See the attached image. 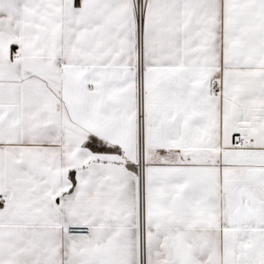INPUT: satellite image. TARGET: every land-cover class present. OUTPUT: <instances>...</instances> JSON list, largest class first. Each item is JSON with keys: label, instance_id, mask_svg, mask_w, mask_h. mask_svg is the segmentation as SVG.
Here are the masks:
<instances>
[{"label": "snow or ice", "instance_id": "snow-or-ice-1", "mask_svg": "<svg viewBox=\"0 0 264 264\" xmlns=\"http://www.w3.org/2000/svg\"><path fill=\"white\" fill-rule=\"evenodd\" d=\"M0 264H264V0H0Z\"/></svg>", "mask_w": 264, "mask_h": 264}]
</instances>
